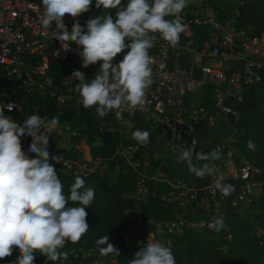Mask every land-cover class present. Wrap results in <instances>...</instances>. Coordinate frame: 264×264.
<instances>
[{"label": "built area", "instance_id": "obj_1", "mask_svg": "<svg viewBox=\"0 0 264 264\" xmlns=\"http://www.w3.org/2000/svg\"><path fill=\"white\" fill-rule=\"evenodd\" d=\"M232 1L237 6L264 2ZM95 2L92 0L94 6ZM127 2L124 0L125 5ZM222 9L227 12L224 6ZM104 11L101 8V15ZM116 11L112 9L114 20ZM43 13L42 0H0V106L11 104L13 109L5 108V115L17 123L32 114L47 120L46 111L52 106L67 109L82 104L76 90L78 81L71 74L80 70L88 79H94L102 63L83 68L78 54L82 46L73 43L70 50L65 51L61 42L54 39L53 34L59 31L55 23L48 29L42 27ZM84 14L76 18L64 17L69 32L76 20L87 31ZM239 15L237 9L233 16L223 17L212 0H189L181 13L186 31L181 33L175 48L159 33L154 34V47L149 50L154 61L151 65L154 83L146 90V98L151 102L146 105L147 111L135 110L130 114L124 106L119 118L115 115L116 110L108 115L118 128L127 125L133 128L135 121L148 126L149 133L158 135L175 160L183 149L192 146L193 140L196 141L194 154L208 153L217 147L221 150V159L208 161L216 171L212 176H206L205 181L195 182L197 177L184 178L182 175L167 178L173 189L164 198L163 205L179 211L163 222L137 216L128 243L160 242L156 239L157 226L170 236H178L203 227L215 231L209 224L219 216H223L227 230L230 228L229 219H232L230 214L233 221L236 216L252 221L253 202L259 197L255 188L261 183L253 178L258 171L254 162L247 160L236 144L240 120L236 103L243 100L248 87L264 82V44L262 37L249 38L240 30ZM128 50L118 54L113 63L122 60ZM61 71L58 83H55L52 72ZM80 125L79 129L84 128V124ZM72 134L77 136L79 132ZM21 142L25 153L34 158L35 153L28 151L32 137H21ZM120 146L116 153L122 167L125 159L135 160L132 166L133 172L138 174L136 186L127 197L138 208L147 200L150 179H158V172L150 176L147 171L140 172L136 167L141 166L137 157H144L142 153L151 145H140L134 139ZM48 150L50 155L54 150L51 136ZM58 156L63 158V164L66 160L67 165L72 166L76 175L100 171L99 157L78 165L64 154ZM218 181L234 185L235 191L223 196L215 188ZM255 229L256 235H264L263 228L255 226Z\"/></svg>", "mask_w": 264, "mask_h": 264}, {"label": "clouds", "instance_id": "obj_2", "mask_svg": "<svg viewBox=\"0 0 264 264\" xmlns=\"http://www.w3.org/2000/svg\"><path fill=\"white\" fill-rule=\"evenodd\" d=\"M188 3L189 0H128L125 5L122 0H96L97 9L117 10L116 19L104 11L103 15L87 21L86 32L78 20L69 32L64 17L76 18L88 12L92 0H42L41 23L44 29L55 23L59 31L53 34L54 39L61 42L65 51L73 43L82 46L78 54L83 68L102 61L90 81L80 70H74L71 75L78 81L76 90L85 109L95 107L99 119L116 110L119 118L124 106L130 114L135 110L147 111L146 105L151 102L146 98V90L154 83L151 67L154 61L149 54L154 47V34L159 33L175 48L181 33L186 31L181 13ZM125 49L129 50L123 59L114 64V58ZM5 108L12 110L13 106H0V259L11 256L15 246L20 252L15 264H34L35 252L50 261H66L68 252L61 251L66 241L79 242L89 229L85 207L93 203L95 190L86 188V180L77 176L70 194H65L55 166L49 162L59 163L63 159L50 155L48 150L57 118L45 120L32 114L17 123L5 115ZM25 136L32 137L28 151L35 153L34 158L23 150L21 137ZM132 136L140 145L149 143L147 130L136 129ZM247 147L255 151L256 146L249 140ZM195 148L193 140L191 147L181 151L178 162L197 178L212 176L216 170L208 161L221 159L220 148L194 154ZM201 161L205 163L201 165ZM64 166H69L66 160ZM215 188L225 197L235 191L234 185L220 181ZM209 227L217 232L227 230L223 216L216 217ZM95 244L101 256L120 255L107 235ZM129 264H176V259L169 247L151 242L141 246Z\"/></svg>", "mask_w": 264, "mask_h": 264}, {"label": "trees", "instance_id": "obj_3", "mask_svg": "<svg viewBox=\"0 0 264 264\" xmlns=\"http://www.w3.org/2000/svg\"><path fill=\"white\" fill-rule=\"evenodd\" d=\"M124 4V0H122ZM216 5L223 17H230L236 14L238 9L239 28L249 38L262 37L264 32V2H252L244 6H237L232 0H217ZM224 6L227 10L222 9ZM59 73H53L55 83H58ZM90 81V79H88ZM264 91V82L248 87L242 101L236 103V109L240 115L238 122L237 147L239 152L249 161L254 162L257 172L253 178L264 187V107L255 98L252 91L255 87ZM49 119L59 115L60 121L68 122L75 120L84 124V128L77 136L64 134L62 131L52 132L51 139L54 143V150L51 155L64 156L81 164L83 152L81 150L68 149L73 141L85 139V145L93 159L101 158V171L89 175H76L72 166L65 167L63 162L53 163L60 177L66 195L70 194V187L75 178L80 176L86 180L85 187L95 190V199L91 206H86L88 213L87 222L89 229L77 243L66 241L61 251L68 252V259L50 261L46 256L35 252L34 264H129L135 258V253L140 250L142 243H128L131 235V228L136 225V220L127 218V211H138V217L143 220L154 219L158 222L174 217L178 209L167 208L163 205L166 195L173 189L167 178L174 175H182L178 170L161 160L149 157L142 160L140 169L148 163L147 172L150 176L158 172V179L151 180V189L147 200L138 208L135 202L127 197V193L136 186V172L124 173L118 167L117 148L123 143L124 138L119 128L115 125L99 124L96 121L95 107L85 109L82 104L67 109L57 106L49 107L46 111ZM136 129L149 131L148 126H143L135 121L133 131ZM156 134H151L149 144L154 145ZM255 143V151L247 147V141ZM128 140H126L127 142ZM240 163V158H237ZM105 166V170H102ZM197 178L194 181H205ZM96 199H100L98 202ZM71 203V202H70ZM254 210L252 221H245L236 216L235 221L230 220L229 230L219 232L204 228L201 232L188 230L182 235L172 236L167 247L173 252L176 264H264V235H256L255 226L264 229V193L253 202ZM78 206V205H73ZM200 219V217H198ZM109 237V243L120 250V255L101 256L95 241L102 236ZM106 246V245H105ZM20 256L19 249L13 247L11 256L0 259V264H15Z\"/></svg>", "mask_w": 264, "mask_h": 264}, {"label": "rangeland", "instance_id": "obj_4", "mask_svg": "<svg viewBox=\"0 0 264 264\" xmlns=\"http://www.w3.org/2000/svg\"><path fill=\"white\" fill-rule=\"evenodd\" d=\"M212 2H217V0H212ZM96 3V2H95ZM105 11H109V13L112 15L113 12L112 10H105ZM104 14V13H103ZM101 16V8L97 9L93 4L90 7V10L88 12H86L83 15V19H85L86 21H88L91 18H95ZM262 43L264 44V32L262 33ZM252 91L254 92L255 98L262 104V106L264 107V91L261 90L260 88H258L257 86L255 88L252 89ZM58 123L56 128L53 131H62L64 134H72L74 131L80 132L82 129H79L81 127L80 123L75 121V120H71L68 122H63L60 121L59 119V115L57 117ZM96 121L99 124H107V125H112L115 124L114 120L109 117L106 116L103 119H99L96 115ZM121 135L123 136L124 140H129L132 141L134 140L133 136H132V127H129L128 125L121 128L119 127ZM123 141V143L125 142ZM85 139H81L80 141H73V143L71 145L68 146V149H72V150H81L83 152V159H85L86 162L90 163L92 162V156L89 153V148L85 145ZM126 145V144H124ZM121 146H119L117 148V150L120 148ZM152 148V149H151ZM116 150V152H117ZM144 157H137V163H141L142 160L146 161L147 158L152 157V158H156L161 160V162L163 164H168L171 165L173 161L178 162V160H175L172 156H170L169 151L166 149L165 145L162 144V142H160L158 139L155 142L154 146H151L149 149H146L143 153ZM172 157V158H171ZM135 160H131L130 158H127L124 160L123 162V167L122 165L119 164V167L122 168L120 170H122L124 173H128V172H132L133 171V166H132V162ZM180 163V162H178ZM77 164V163H76ZM183 165V163H181ZM81 165V164H78ZM99 170L101 171V165H99ZM138 167V170H140V172H145L148 169V163H145L144 168L140 169V166H136ZM185 168V167H183ZM102 170H105V166H103ZM181 172H185V175L188 178H195V175L190 174L188 169L186 170H182L180 169ZM255 192L257 196H261L264 193V187L262 186V184H260L258 187L255 188ZM98 202L100 201V199H96ZM203 228H197L195 229V232H201ZM156 230V239L159 240L161 242V244H163L164 246H168V244L171 242V238L172 236L168 235L166 233L165 230H161L158 226L155 227Z\"/></svg>", "mask_w": 264, "mask_h": 264}, {"label": "crops", "instance_id": "obj_5", "mask_svg": "<svg viewBox=\"0 0 264 264\" xmlns=\"http://www.w3.org/2000/svg\"><path fill=\"white\" fill-rule=\"evenodd\" d=\"M88 79V78H87ZM132 131H133V129H132ZM157 136V139L161 142V139L158 137V135H156ZM157 139H156V141H157ZM155 145V144H154ZM154 145H151V146H154ZM152 149V148H151ZM172 158V157H171ZM171 167H173V168H175L176 170H178L181 174H183V175H185V172H181L180 171V169H182V170H186L187 169V167L183 164H181V163H178V162H176V161H173L172 162V164L170 165ZM183 167H185V168H183ZM186 176V175H185ZM127 218L129 219V220H131V221H135L136 220V218H137V216H138V213H137V211L135 210V211H132V210H129V211H127Z\"/></svg>", "mask_w": 264, "mask_h": 264}, {"label": "water", "instance_id": "obj_6", "mask_svg": "<svg viewBox=\"0 0 264 264\" xmlns=\"http://www.w3.org/2000/svg\"><path fill=\"white\" fill-rule=\"evenodd\" d=\"M230 217H231L232 219H234L232 214H230Z\"/></svg>", "mask_w": 264, "mask_h": 264}]
</instances>
